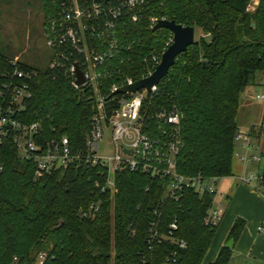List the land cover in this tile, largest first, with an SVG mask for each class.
Here are the masks:
<instances>
[{
    "label": "trees",
    "instance_id": "1",
    "mask_svg": "<svg viewBox=\"0 0 264 264\" xmlns=\"http://www.w3.org/2000/svg\"><path fill=\"white\" fill-rule=\"evenodd\" d=\"M51 1L44 0L46 19L71 2ZM144 2L137 8L140 20L124 39L131 48L122 54L134 62L125 72L136 79L156 67L153 55L162 52L172 32L150 27L151 17L201 29L146 98L147 126L155 128L162 110L178 111L185 142L178 170L232 175L241 98L264 71V0L254 10L248 9L252 0ZM16 66L38 71L32 80L31 119L37 112L44 116L47 137L66 134L74 145H82L94 113L91 92L76 90L63 71L39 70L0 52V73H12ZM262 132V124L252 125L248 134L259 138ZM261 156L259 175L264 181V151ZM1 166L0 264H32L38 253H45L42 264H162L174 251V264H202L218 227L204 221L213 202L210 194L187 189L177 201L166 198L162 180L149 173L124 171L117 175L118 192L101 195L95 191L94 169L71 166L36 177L35 163L22 159L10 143L0 144ZM100 197L101 209L94 218L79 214ZM175 215L186 248L179 249L172 240L155 241L151 247V222L159 219L163 228ZM245 223L237 218L229 237L237 239ZM231 257L232 248L223 245L211 264H229Z\"/></svg>",
    "mask_w": 264,
    "mask_h": 264
},
{
    "label": "built area",
    "instance_id": "2",
    "mask_svg": "<svg viewBox=\"0 0 264 264\" xmlns=\"http://www.w3.org/2000/svg\"><path fill=\"white\" fill-rule=\"evenodd\" d=\"M143 4L144 0H71L68 6L63 4L62 8H57V13L50 15L44 23L46 44L52 52L48 69L63 71L76 90H89L95 103L90 129L82 145H74L66 134L47 137L43 128L44 116L37 112L33 113L36 118L31 119L32 80L38 71L18 66L12 73H0V144H13L22 159L32 160L36 177L71 166L94 169L95 191L101 195L118 192L117 175L124 171L159 177L165 187V197L175 201L187 189L199 195L208 193L213 202L204 221L208 225H218L224 214V208L216 200L220 178L201 173L188 175L178 170L177 157L185 145L180 113L176 110L158 112L156 126L150 129L144 115L145 100L157 90V84L152 86L150 94L146 88L135 92L120 91L126 85L149 77L173 42L171 32L162 52L153 55L156 67L140 79L125 72L134 62L122 55L131 48L124 39L129 34V27L140 20L137 8ZM157 20V17H151L150 27H154ZM78 70L83 76L82 83H78ZM260 97L264 98V94ZM106 130L111 132L113 146L109 155L99 153V143ZM241 139L244 146L254 149L250 135L239 129L235 144ZM251 158L262 161L259 153ZM242 179L259 192L254 181L264 185L259 174ZM101 205L102 197L81 208L79 214L94 218ZM155 214L160 217L157 210ZM258 229L264 232V221ZM178 230L177 215L163 228L159 219L153 220L148 228L150 246L155 241L172 240L179 249L186 248L187 241L178 237ZM176 253L167 255L162 264H174ZM40 256L44 260L45 253Z\"/></svg>",
    "mask_w": 264,
    "mask_h": 264
},
{
    "label": "crops",
    "instance_id": "3",
    "mask_svg": "<svg viewBox=\"0 0 264 264\" xmlns=\"http://www.w3.org/2000/svg\"><path fill=\"white\" fill-rule=\"evenodd\" d=\"M258 2L259 0H256L252 10ZM262 94H264V77L259 83L248 86L241 98L246 108L251 110L258 105L260 109L257 113L253 111L249 119L239 121L240 129L248 133L252 125L262 124L263 132L259 138L250 136L254 149L244 146L242 139L235 144L232 175L221 177L218 181L219 193L216 200L224 208V214L206 254L209 264L215 260L221 247L230 239H233V246L229 264H264V233L258 229L264 221V185L260 187L263 193L259 195L242 179L251 174H260L261 170V162L253 160L251 156L264 151V98L260 97ZM257 100H261L262 103H255ZM237 218H243L246 223L240 236L234 239L229 235Z\"/></svg>",
    "mask_w": 264,
    "mask_h": 264
},
{
    "label": "rangeland",
    "instance_id": "4",
    "mask_svg": "<svg viewBox=\"0 0 264 264\" xmlns=\"http://www.w3.org/2000/svg\"><path fill=\"white\" fill-rule=\"evenodd\" d=\"M53 2L55 0H52L50 5H53ZM255 2L256 0H252L249 10L253 9L256 5ZM48 15H51V13ZM45 19L44 0H0V52L14 60L18 58V61L24 65L39 70L46 69L52 52L47 46L44 36ZM200 32L201 29H196L195 38L199 37ZM261 74L264 77V71ZM259 102L262 103L261 100L255 101L258 104ZM243 104L244 100L241 99L239 121L249 119L253 111L259 112L258 105L250 110ZM112 151L111 132L106 130L103 139L99 143V153L109 155ZM256 183L260 184V182L254 181V185L260 189L262 185ZM249 185L253 188L251 184ZM255 192L259 195L263 193L262 190L260 192L255 190ZM226 244L227 242H225ZM40 254L34 255L32 264L43 263ZM202 264H209L207 256Z\"/></svg>",
    "mask_w": 264,
    "mask_h": 264
},
{
    "label": "water",
    "instance_id": "5",
    "mask_svg": "<svg viewBox=\"0 0 264 264\" xmlns=\"http://www.w3.org/2000/svg\"><path fill=\"white\" fill-rule=\"evenodd\" d=\"M158 28L170 29L173 32V42L163 52L160 63L149 77L138 80L132 85H126L120 91L135 92L139 89L146 88L147 94H150L152 86L158 84L167 75L170 68L175 64L177 57L187 51L188 47L195 42L196 30L191 25L177 23L175 20L158 19L154 25V29ZM77 75L78 83H82L83 76L79 70L77 71ZM226 246L232 248L233 239H230Z\"/></svg>",
    "mask_w": 264,
    "mask_h": 264
}]
</instances>
